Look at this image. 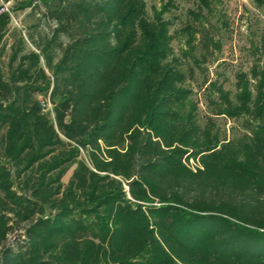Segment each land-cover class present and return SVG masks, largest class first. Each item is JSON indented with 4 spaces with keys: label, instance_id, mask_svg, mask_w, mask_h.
<instances>
[{
    "label": "trees",
    "instance_id": "trees-1",
    "mask_svg": "<svg viewBox=\"0 0 264 264\" xmlns=\"http://www.w3.org/2000/svg\"><path fill=\"white\" fill-rule=\"evenodd\" d=\"M172 5L20 0V29L0 13V264H264V36L234 96L203 83L212 114L244 118L228 137L187 85L182 56L214 42L203 12L179 56Z\"/></svg>",
    "mask_w": 264,
    "mask_h": 264
},
{
    "label": "rangeland",
    "instance_id": "rangeland-1",
    "mask_svg": "<svg viewBox=\"0 0 264 264\" xmlns=\"http://www.w3.org/2000/svg\"><path fill=\"white\" fill-rule=\"evenodd\" d=\"M20 0H0L1 2H10L15 7ZM147 12L153 15V7L161 8L162 3L169 0H146ZM173 5L165 12L167 17H171L173 24L171 32L173 33V47L176 55L182 56V49H186L187 33L183 27L187 23H196L197 27L202 28L200 22L197 21L192 10L201 9L204 17L201 18L202 25L209 30L214 42L207 41L208 48L202 45V41L198 39L202 37L203 32L196 34L197 47L193 50L194 54L199 56L201 64L194 63L192 57L182 56L185 67H192L194 70L193 77L187 81V85H191L194 92L191 95L193 100L198 102V113L201 121L205 123L207 117L211 116L214 120L215 128L220 129L222 134L226 132L228 137L239 134L243 131V117L239 119L229 118L225 115L218 116L212 114L211 108L217 94H210L206 91L205 80H215L218 78L227 89L232 92V96L236 93V75L240 70L249 72L253 59L256 56L253 50V43H260L264 36V6H258L255 0H209V6L205 5L202 0H170ZM30 9L15 11L14 17L19 21V25L13 21L11 27L20 29L22 26V18ZM42 14L43 9L38 10ZM32 21V20H31ZM34 21V20H33ZM30 22V21H29ZM41 26L34 29L35 35L40 38L46 33L49 25L41 20ZM27 32V31H26ZM28 34V33H27ZM26 34V36H27ZM205 34V33H204ZM63 40L67 42L68 37L63 35ZM13 39H10L12 42ZM27 49H32L33 44L29 40L26 41ZM10 46L6 48L2 57V62L6 64ZM262 56L261 62L264 65V49L259 53ZM220 74V75H219ZM185 159V162L192 168L197 165L202 167L200 158ZM71 170L65 174L64 182L70 178ZM15 235L9 236L12 241ZM104 264V263H102Z\"/></svg>",
    "mask_w": 264,
    "mask_h": 264
},
{
    "label": "built area",
    "instance_id": "built-area-1",
    "mask_svg": "<svg viewBox=\"0 0 264 264\" xmlns=\"http://www.w3.org/2000/svg\"><path fill=\"white\" fill-rule=\"evenodd\" d=\"M2 12L8 13L12 17V20L15 21V23L19 25L18 19L16 17H14V14L12 11V6L10 5V2H1L0 13H2ZM38 99L40 101V104H42V106L44 107V109L46 111H48V110L52 111L53 104L51 103L49 97H44L42 95H38ZM197 166H200V165H197ZM193 169L195 170L196 168H193Z\"/></svg>",
    "mask_w": 264,
    "mask_h": 264
},
{
    "label": "crops",
    "instance_id": "crops-1",
    "mask_svg": "<svg viewBox=\"0 0 264 264\" xmlns=\"http://www.w3.org/2000/svg\"><path fill=\"white\" fill-rule=\"evenodd\" d=\"M25 14H26V13H25ZM22 19H24V17H23Z\"/></svg>",
    "mask_w": 264,
    "mask_h": 264
}]
</instances>
